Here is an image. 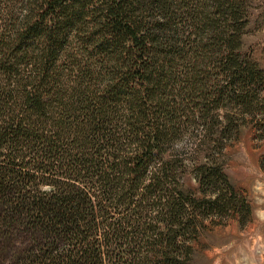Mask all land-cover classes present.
Here are the masks:
<instances>
[{
  "label": "trees",
  "instance_id": "trees-1",
  "mask_svg": "<svg viewBox=\"0 0 264 264\" xmlns=\"http://www.w3.org/2000/svg\"><path fill=\"white\" fill-rule=\"evenodd\" d=\"M28 2L0 35V230L19 220L36 234L17 264H187L182 231L198 202L167 164L153 167L179 135L177 97L199 87L187 79L181 88L170 56L181 20L201 31L216 27L224 6L236 15L238 5ZM226 63L230 80L243 83L230 82L239 94L253 72ZM113 244L159 253L115 254Z\"/></svg>",
  "mask_w": 264,
  "mask_h": 264
},
{
  "label": "rangeland",
  "instance_id": "rangeland-1",
  "mask_svg": "<svg viewBox=\"0 0 264 264\" xmlns=\"http://www.w3.org/2000/svg\"><path fill=\"white\" fill-rule=\"evenodd\" d=\"M28 1L0 0V35L27 11ZM228 1L239 9L232 15L224 6L216 27L198 31L181 20L179 46L170 56L169 69L181 88L187 79L190 87H199L187 99L177 97L179 135L153 167L167 164L179 188L198 202L195 212L187 207L193 223L182 231L191 250L187 264H264V0H221ZM213 2L208 0L209 8ZM227 57L253 72L239 94L232 93L230 82L238 88L243 83L230 80ZM209 201L217 203L208 206ZM12 225L0 230V264H17L35 244L28 225L19 220ZM139 250L113 244L109 252L159 253L153 247Z\"/></svg>",
  "mask_w": 264,
  "mask_h": 264
}]
</instances>
